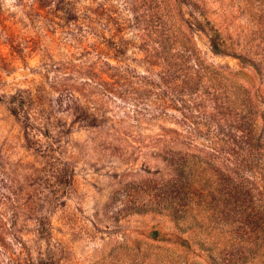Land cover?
I'll list each match as a JSON object with an SVG mask.
<instances>
[{"label":"rangeland","instance_id":"obj_1","mask_svg":"<svg viewBox=\"0 0 264 264\" xmlns=\"http://www.w3.org/2000/svg\"><path fill=\"white\" fill-rule=\"evenodd\" d=\"M0 264H264V0H0Z\"/></svg>","mask_w":264,"mask_h":264},{"label":"trees","instance_id":"obj_2","mask_svg":"<svg viewBox=\"0 0 264 264\" xmlns=\"http://www.w3.org/2000/svg\"><path fill=\"white\" fill-rule=\"evenodd\" d=\"M209 24L208 21H205V23H199L202 28L206 29L208 36H209V43H210V48L213 53H220L223 51V47L225 46V42L222 40L220 37L219 33L215 31V29L209 30L206 26ZM157 235V231L152 232V236L155 237Z\"/></svg>","mask_w":264,"mask_h":264}]
</instances>
